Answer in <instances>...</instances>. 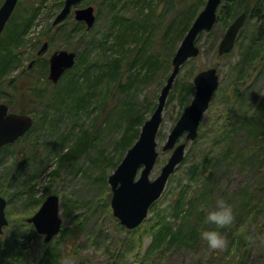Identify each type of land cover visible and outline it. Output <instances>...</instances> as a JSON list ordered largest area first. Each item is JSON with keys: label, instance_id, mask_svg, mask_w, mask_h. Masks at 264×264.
Listing matches in <instances>:
<instances>
[{"label": "rangeland", "instance_id": "rangeland-1", "mask_svg": "<svg viewBox=\"0 0 264 264\" xmlns=\"http://www.w3.org/2000/svg\"><path fill=\"white\" fill-rule=\"evenodd\" d=\"M64 1L19 0L2 33L4 40L14 32L15 20L35 18L26 42L17 49L14 72L0 79V101L8 103L13 111L24 108L35 118L26 135L0 152V195L7 200L9 220L0 233V261L40 264L48 243H62L60 234L46 242L44 235L28 221L44 198L56 193L60 196L63 228L67 230L64 243L71 245L65 251L74 264H264V134L245 139L247 132L240 129L233 147L242 148L243 156H224L228 141L225 134L231 124L239 116H253L264 99V43L254 40L257 22L247 19L234 48L224 55L219 54L218 46L227 26L216 23L199 38V55L181 67L164 108L157 138L159 157L150 174L152 179L171 155L172 149L164 150L163 145L192 100L195 75L217 67L220 86L203 115L198 136L194 140H186L185 134L181 136L179 142H186L185 158L169 177L162 195L152 204L142 224L129 229L113 213L108 176L114 167L106 159L109 156L113 162L120 161L127 151L115 149L126 124L123 119L117 121L121 105L111 99L106 101L107 97L99 107L93 105L85 111L72 106L60 111L46 104L68 79L54 84L48 78L49 57L57 49L74 50L83 54L84 63L78 64V68H84L92 61L121 53L128 71V64L139 52L158 56L159 68L148 76L137 75L131 90L116 96L148 119L183 38L175 44L165 43L162 32L172 21L186 17L181 16L184 11L199 8V12L206 0H119L115 9L110 0H82L80 7L96 8L95 24L89 29L76 26L74 13L61 24L53 25ZM3 2L0 0V6ZM142 4L146 5L143 11ZM150 10L151 16L144 15ZM116 13L131 21L146 22L147 33L142 34L139 42L130 35L119 47L113 21ZM46 40L49 49L38 56L37 51ZM253 53L256 57L251 61ZM34 58L36 62L28 68ZM187 82L192 83V89L184 107L178 87ZM256 127L264 133V121ZM85 135L90 140L87 148L58 168L59 155ZM21 160L23 168L18 165ZM102 166L107 169L104 175L100 171ZM221 202L232 207L236 218L227 230L205 223L206 209ZM169 225H173L176 236L154 240V234H160ZM203 228L220 231L228 247L219 252L208 249L200 238Z\"/></svg>", "mask_w": 264, "mask_h": 264}, {"label": "water", "instance_id": "water-1", "mask_svg": "<svg viewBox=\"0 0 264 264\" xmlns=\"http://www.w3.org/2000/svg\"><path fill=\"white\" fill-rule=\"evenodd\" d=\"M81 0H65L64 6L54 20V24L63 21L72 7ZM18 0H4L0 6V34L9 20ZM222 0H207L199 11L178 46L173 59V68L163 85L158 103L153 113L141 127L138 139L127 150L121 162L109 175L112 187L111 206L114 215L129 229L140 225L147 217L151 205L162 195L171 174L185 158L186 142H179L185 134L186 140H194L198 135L201 119L209 108L214 92L219 88L220 75L216 67L199 71L194 77L195 93L174 124L164 150L172 149L171 155L162 166L158 176L150 178L158 156L157 134L163 121L164 108L181 66L190 58L198 56L200 47L197 39L200 33L210 31L217 22V11ZM246 12L239 14L228 26L218 46L220 55L229 53L236 42L238 33L246 19ZM75 18L85 21L92 27L96 15L93 5L75 10ZM48 42H44L39 53L45 51ZM76 60V52L66 49L56 50L50 57L49 78L57 82L66 69L71 68ZM33 62L29 64L31 67ZM33 124V117L26 113L9 110V105L0 102V146L14 142L26 133ZM7 200L0 195V233L8 224L6 216ZM35 225L38 233L51 241L63 224L60 216V197L56 193L47 195L38 210L28 218Z\"/></svg>", "mask_w": 264, "mask_h": 264}, {"label": "trees", "instance_id": "trees-1", "mask_svg": "<svg viewBox=\"0 0 264 264\" xmlns=\"http://www.w3.org/2000/svg\"><path fill=\"white\" fill-rule=\"evenodd\" d=\"M118 1L119 0H110L112 9H115L118 6ZM123 6H126V4L124 3ZM145 6V4H142L141 11H143ZM198 10L199 8H194L190 9L188 13H185L184 11L181 16L183 17L186 14V17L181 20L176 19L172 21L162 32L165 43L170 41L175 44L176 41L182 38L197 15ZM150 11L144 13V15L151 16L153 12ZM243 12L247 13L246 20L253 19L257 22L254 40H260L264 43V0H222L218 9L217 23H222L224 26H228L234 18ZM16 18L17 17L14 15V19ZM34 19L24 18L19 22L15 20L14 32L4 40L2 39V36L0 37V79L14 72L18 60L17 49L23 42H26L29 30L34 27ZM113 21L114 26L117 27V44H121L119 47L124 46V43L122 42L130 35H132V39L137 43L139 42L138 40H141L142 34L147 33V26L144 24L146 23L145 21H131L130 18H126L117 13L114 15ZM76 26H79L82 29L85 25L84 23L77 22ZM203 33L205 32H202L199 35V38ZM123 53L124 52H122V54ZM82 55L83 54H78L77 61L73 68L66 71L62 76L61 80L68 78L66 84L63 85V87H61V89H59L50 99V103L49 101H45V103L53 105L55 109L60 111H63L62 109H66L69 106H72L73 109H81L84 111L93 105L99 107V105L104 102L103 100L105 97H107L106 101L108 102L116 101L117 104L120 103L121 113L117 118V121L121 122L123 119L126 124L121 138L115 142V149H118L119 152H125L138 138L140 127L146 118L143 113H136L131 105H126L124 101L120 100L121 98H117L116 96L130 91L134 81L137 79V75L144 73L148 76L149 73L159 68V58L153 54L142 55L139 52L138 56L128 64L131 68H128V71H126L121 53L116 56L106 57L105 60L99 62L92 61L91 63L86 64L84 68H78V64L80 65L81 63H84L83 60L85 58H83ZM255 57L256 54L253 53L250 56V60L253 61ZM96 63L99 64L96 65ZM71 74L72 76L69 77ZM191 89V82L183 83L178 87V91L181 93L180 101L184 107L189 102V93ZM34 98L37 100L38 96L34 95ZM156 105L157 103L152 106V108L155 109ZM20 111L28 112L24 108ZM44 115L45 117L47 116L46 113ZM109 120L111 121V119L108 118L107 121ZM262 121H264V99L253 116H239L233 124H231L228 132L225 134L228 141L227 148L224 150V156L227 158L233 157L235 159H240L244 152L242 148H238L237 150L234 149L236 143L233 139L235 138L236 133L242 128L245 129L247 132L245 139H249L252 136L255 137L258 134H264L262 131L258 129L256 130V126L259 125L260 122L262 123ZM254 127L256 128L254 129ZM89 141V136L85 135L84 138H80V140L76 141L75 144L65 153L60 154L58 168L62 167L67 160L79 157L80 153L87 148ZM7 146L8 145L0 147V152L3 150L5 151ZM106 159L108 161L107 164L112 165L114 168L120 162L119 160L113 162L112 157L109 156ZM101 164L102 163L100 162V165ZM18 165H20V168L25 166L23 160H21V163ZM100 168L102 175H104L107 170L106 167L102 166ZM56 172L57 169L54 171V174H56ZM72 206L74 207V205ZM173 228V225L165 226L163 230H160V234H154V240L160 239L161 241H165L167 237H175L176 230ZM66 231L63 228L60 233V235H62L61 238L63 239L62 243H58L60 246L54 243H48L46 245L40 264H64L65 258H71V255L65 251L66 247L71 248L69 243H64V235ZM192 234L195 235V233ZM7 263L8 262L6 261L4 264ZM0 264H3L2 261H0Z\"/></svg>", "mask_w": 264, "mask_h": 264}, {"label": "clouds", "instance_id": "clouds-1", "mask_svg": "<svg viewBox=\"0 0 264 264\" xmlns=\"http://www.w3.org/2000/svg\"><path fill=\"white\" fill-rule=\"evenodd\" d=\"M161 206L165 205L162 203ZM235 222L236 218L232 207L223 202L205 211V223L214 226L215 229H230ZM200 238L207 248L214 252L223 251L228 247V241L220 231L203 228L200 230ZM64 264H74V262L69 257L65 258Z\"/></svg>", "mask_w": 264, "mask_h": 264}, {"label": "flooded vegetation", "instance_id": "flooded-vegetation-1", "mask_svg": "<svg viewBox=\"0 0 264 264\" xmlns=\"http://www.w3.org/2000/svg\"><path fill=\"white\" fill-rule=\"evenodd\" d=\"M45 42H46V41H45ZM47 42H48V41H47ZM47 49H48V47H47ZM39 50H40V49H39ZM39 50L37 51V55H38V56L42 54V53H39ZM31 62H33V64H34V62H36V58L32 59ZM31 62H30V63H31ZM30 63H29V64H30ZM33 64H32V65H33ZM10 110H11V109H10ZM11 111H12V110H11Z\"/></svg>", "mask_w": 264, "mask_h": 264}]
</instances>
